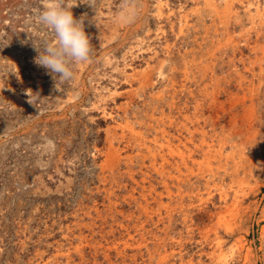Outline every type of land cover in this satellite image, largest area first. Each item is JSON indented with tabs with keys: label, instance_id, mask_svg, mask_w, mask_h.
<instances>
[{
	"label": "rangeland",
	"instance_id": "rangeland-1",
	"mask_svg": "<svg viewBox=\"0 0 264 264\" xmlns=\"http://www.w3.org/2000/svg\"><path fill=\"white\" fill-rule=\"evenodd\" d=\"M68 2L61 82L0 0V264H264V0Z\"/></svg>",
	"mask_w": 264,
	"mask_h": 264
},
{
	"label": "clouds",
	"instance_id": "clouds-1",
	"mask_svg": "<svg viewBox=\"0 0 264 264\" xmlns=\"http://www.w3.org/2000/svg\"><path fill=\"white\" fill-rule=\"evenodd\" d=\"M73 5L68 0H40V7L35 10L34 17L27 20L52 33L54 39L45 45L43 51L37 49L39 55L35 62L61 82L73 80L74 68L89 62L93 52L84 31L83 19L78 20L73 16ZM120 7L117 22H134L137 10L131 0H121Z\"/></svg>",
	"mask_w": 264,
	"mask_h": 264
},
{
	"label": "bare ground",
	"instance_id": "bare-ground-1",
	"mask_svg": "<svg viewBox=\"0 0 264 264\" xmlns=\"http://www.w3.org/2000/svg\"><path fill=\"white\" fill-rule=\"evenodd\" d=\"M194 137V136H193ZM191 140V139H190ZM183 143V142H182ZM193 144V143H192ZM197 144V143H196ZM202 147V146H201ZM199 148V147H198ZM198 150H200V149H198ZM227 157V156H226ZM191 159V158H190ZM179 164V163H178ZM115 246V245H114Z\"/></svg>",
	"mask_w": 264,
	"mask_h": 264
}]
</instances>
